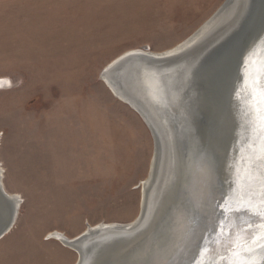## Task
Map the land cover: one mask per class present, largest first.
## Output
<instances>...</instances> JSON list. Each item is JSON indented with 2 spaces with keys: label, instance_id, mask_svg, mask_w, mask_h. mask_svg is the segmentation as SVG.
<instances>
[{
  "label": "rangeland",
  "instance_id": "1",
  "mask_svg": "<svg viewBox=\"0 0 264 264\" xmlns=\"http://www.w3.org/2000/svg\"><path fill=\"white\" fill-rule=\"evenodd\" d=\"M224 1L0 0V168L20 201L0 264H75L51 233L137 217L153 137L101 72L175 46Z\"/></svg>",
  "mask_w": 264,
  "mask_h": 264
},
{
  "label": "water",
  "instance_id": "2",
  "mask_svg": "<svg viewBox=\"0 0 264 264\" xmlns=\"http://www.w3.org/2000/svg\"><path fill=\"white\" fill-rule=\"evenodd\" d=\"M231 3L242 9L240 13L237 9V15L228 24L230 28L203 36L175 54L162 56L159 62L155 59V63H148L143 57L127 59L125 72L116 76L118 84L139 99L151 116L153 129L144 122L154 142L152 175L155 176L158 167L160 171L161 163L167 162L164 171L173 174L168 192L173 186H180L175 177L183 168V159L186 160L184 184L175 195L169 194L171 198L168 195L171 202L157 226L171 218V226L175 227V213L181 211L184 222L191 227L187 233L184 226L183 237L174 239L163 256L159 244L154 248L150 243L154 244L159 226L142 236V244L149 249L147 257H142L145 248L133 249L136 244L132 236L122 246H133H128V252L123 254L124 264H148L160 256L164 264H227L222 257L228 256L227 249L237 235L250 239L256 231L246 228L249 213H226L220 207L239 206L241 184L234 182L237 171L241 180L244 177L241 163L247 147L244 138L246 126L253 118L246 107L250 91L246 85L264 65V0H231ZM9 87L6 78H0V90ZM167 184L168 180L164 187ZM164 193L160 191L158 195ZM156 204L149 210L146 206L142 219L131 227L117 233L97 232L99 235L93 233L94 229L86 230L70 241L68 244L72 243L81 254L75 264H121L113 244L146 230ZM13 220L15 205L3 191L0 179V236ZM252 220L258 223L257 218ZM259 254L264 255V249Z\"/></svg>",
  "mask_w": 264,
  "mask_h": 264
},
{
  "label": "bare ground",
  "instance_id": "3",
  "mask_svg": "<svg viewBox=\"0 0 264 264\" xmlns=\"http://www.w3.org/2000/svg\"><path fill=\"white\" fill-rule=\"evenodd\" d=\"M234 1H236V0H234ZM238 2H239V0H238ZM230 3H231V0H225L219 6V8L216 9L215 12H213V14H211V16L207 20H205L195 31H193L188 37H186L184 40H182L181 42H179L178 44H176L175 46H173L171 48H168V49L160 51V52H153V51H150L147 47H145V48H140V49H131V50H128V51L120 54L119 56L114 58L112 61H110L103 68V70H105L108 68V66L112 67V68L110 67L111 68L110 70L108 69L109 71L106 70L105 72H103V70H102L103 73L101 72L102 73L101 78L103 79V81L109 87L111 92L117 98H119L123 102L127 103L131 107V109L134 110L141 117V119L143 121H146L149 124V126L152 127L150 124V121H149L151 116H150V114L147 113V111L143 107L141 101L139 99L135 98L134 96H131V94L125 90L126 89L125 87L118 84L119 81L116 78L118 72H119V75H121V76L125 72V70H126L125 68L127 67V66H125L127 64L126 63L127 59H130V58L134 59V58H138V57H143L145 59V61H147L148 63H155V61H154L155 59H156V61L158 60L157 62H159V61H161L159 59L162 56L165 57L168 55L175 54V53L181 51L182 49L186 48L187 46L189 47L193 42H195L199 38H202L203 36L211 34L212 32L218 33L221 30L225 29L226 27H228V24L233 20V18L237 15L236 14L237 9H238V13H240V11L242 9V6L236 7L235 3H234V5L232 3L231 4ZM216 28H217V30H216ZM228 28H230V27H228ZM127 56H129V57H127ZM133 63L137 64L139 62L134 61ZM133 66H135V65H133ZM6 80L9 82L8 79H6ZM152 129H153V127H152ZM185 161L183 159V162H182L183 168L179 170V173H177V175L175 177L176 180H180L179 181L181 183L180 186L178 187V184H177V186H173L172 189H169V192H168V188H170L169 184L172 183L173 174L170 173V175H168L169 171H168V173L166 171H164V167H165V165L167 166V162L165 165L163 162V164L162 163L160 164V171H159V167H158L157 168L158 172L155 174V176H153L152 171H153V164H154L155 160L152 157L151 162H150V167H149V173H148L146 179L144 181H141V183H140L142 186V188H141L142 191H141V195H140V209H139V213H138L137 217L134 220H132V222L127 223V224H119V223L102 224V223H99V224L94 225V226H89V227L87 226L83 232H85L86 230L91 231L92 229H94L93 233H95V235H99L98 234L99 232H115V233H117V232H119V231H121L127 227H131V226L135 225L139 219L140 220L142 219L141 214H142V211L144 212V210L146 209V206H147V209L149 210L150 206H154L155 203H157L156 204L157 208L155 207L156 209L154 210V213L150 219L149 224L148 225L146 224V226H145L146 230H143L142 232H139L136 235L131 234L125 238L119 239L120 241L118 243L117 242L114 243L113 245L116 246L115 247V256L119 257V255L122 254V256L120 258L117 257V259L120 260L121 264H124V261L126 262V260H124L123 254L126 255V253L128 252V251H126L127 247L132 246V244H129L126 247H122V246L128 244L127 243L128 239H132V236H135L133 241L136 245L134 248L132 246L133 249L138 250V248H145V246L142 244L143 243L142 236L145 235V233L149 230L155 231L156 227L159 226L160 228H158L157 237H155L156 239L153 241L154 244L152 242H150V243H151V246H153L154 248H155L156 244H159V248H160L159 251H161V254L163 256V254L171 246V243L173 242L174 239L183 237L186 230H187V233H190V231H191V227H189V225H187L184 222L183 215H182L183 212H181V211L175 213V216H174L175 227L171 226L172 225L170 223L171 218L169 219V221L165 220L164 223H160L157 226V223H158L157 221H159L161 216L166 213L165 209L169 205V203L171 202L170 201L171 196L175 195V193L184 184L183 182H184V178H185L184 175H186L185 174L186 169L184 171H183V169L185 166ZM172 162H173V159H172ZM172 162H171V165H172ZM1 175H2V168H0V179H1V183H2ZM158 175L161 176L160 177L161 179L159 180V182H158V177H159ZM167 180H168V184L165 185V187H164V183L165 182L167 183ZM2 186H3V184H2ZM163 187H164V189L167 188L165 193L162 192V190H164ZM3 191L8 196L9 201L15 205V218H16L17 210H18L19 205H20L18 195L9 194L8 192L5 191L4 187H3ZM160 191H161V193H164V194L158 195V192H160ZM169 194H172V195L170 196ZM168 195L170 196V198L168 197ZM13 221H15V220H13ZM13 224H14V222H13ZM13 224H11V227L4 234H2L0 236V239L7 232H9V230L12 228ZM184 226H185L186 230H185ZM82 233H80V234H82ZM100 234H102V233H100ZM191 234H192V232H191ZM49 237L55 238V239L59 240L63 245L73 249L77 254V259H78V255H81L80 250L77 247L72 246V243L68 244L70 241H74V239L77 236L70 239V238L65 237L61 233L55 232V233H51L49 235ZM129 237H131V238H129ZM80 239L82 240L83 237H81ZM80 239H79V241H80ZM93 239H91V240H93ZM79 241L77 240L76 243L78 244ZM87 241H90V240H87ZM132 248H131V250H133ZM145 250H146V248H145ZM101 251H103V250H101ZM142 251H143V249H142ZM100 252L97 253L98 256H99ZM148 252H149V249L144 251L142 253V257H147ZM131 253L132 252H130L129 254H131ZM162 256H160V258H162ZM91 257H89V259H91ZM92 259H94V257ZM76 262H77V260H76Z\"/></svg>",
  "mask_w": 264,
  "mask_h": 264
},
{
  "label": "snow or ice",
  "instance_id": "4",
  "mask_svg": "<svg viewBox=\"0 0 264 264\" xmlns=\"http://www.w3.org/2000/svg\"><path fill=\"white\" fill-rule=\"evenodd\" d=\"M250 91L247 96L246 107L248 114L253 118L246 126L245 155L241 160L244 165V177L240 178L237 171V180L234 183L241 184V195L237 198L239 206L235 208L220 207L225 212L249 213V220L245 221L247 229H256L250 239L237 235L227 249L228 256L222 257L227 264H264V255H260L264 249V65L260 66L250 84L246 85ZM258 219V223L252 218ZM148 264H164L162 258L149 261Z\"/></svg>",
  "mask_w": 264,
  "mask_h": 264
}]
</instances>
